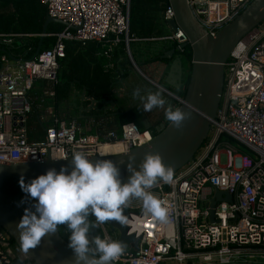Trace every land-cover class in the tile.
<instances>
[{
	"label": "built area",
	"instance_id": "obj_1",
	"mask_svg": "<svg viewBox=\"0 0 264 264\" xmlns=\"http://www.w3.org/2000/svg\"><path fill=\"white\" fill-rule=\"evenodd\" d=\"M252 0H187L197 21L214 34L235 18ZM46 16L66 23L49 33L51 47L31 59L14 61L0 55V163L16 164L70 158L80 152L89 157L126 153L148 144L157 135L153 127L140 129L134 122L119 131L91 133L75 118L59 117L44 99L31 96L36 81H56L67 42L85 44L110 39L124 43L129 56L130 0H40ZM173 17L166 6L162 20ZM165 40L178 46L187 42L178 28ZM10 45L9 35H0ZM53 92H44L52 95ZM175 108L180 103L176 101ZM41 125V137L29 139V119ZM31 120V119H30ZM102 121V120H101ZM90 121L95 125L102 122ZM246 147L244 152L222 136ZM194 157L173 174V182L158 181L149 191L168 208L167 226L147 215L142 202L130 198L124 206L126 235L137 247L125 248L114 264H208L259 262L264 259V20L244 35L223 64V89L211 128ZM214 189L225 190L232 201L212 207ZM94 220V217H92ZM99 236L118 240L119 229L109 221L95 228ZM264 263V262H261ZM0 264H33L0 227Z\"/></svg>",
	"mask_w": 264,
	"mask_h": 264
},
{
	"label": "water",
	"instance_id": "obj_2",
	"mask_svg": "<svg viewBox=\"0 0 264 264\" xmlns=\"http://www.w3.org/2000/svg\"><path fill=\"white\" fill-rule=\"evenodd\" d=\"M166 6H171L173 17L166 22L169 33L177 32L178 28L186 35L187 42L171 47L168 51L156 55L159 64L163 65L162 77L158 82L144 75L131 58L130 61L139 77L160 90L162 98L168 101L173 98L180 103L179 108L189 113L180 127L170 122H161L154 126L157 133L148 144L133 147L126 153L106 156H91L90 160L110 159L120 169L121 182H126L130 173L124 165L131 156L133 167H138L146 153H157L162 163L170 166L173 173L187 164L205 142L211 128L212 120L216 117L220 95L223 89V64L227 60L236 43L264 20V0H252L235 18L210 34L194 17L187 0H166ZM49 23L62 26L67 24L56 18L46 16L40 39L35 47V54L40 51L42 38L47 36ZM1 43V40H0ZM186 46L191 48L190 79L184 96L176 93L183 85L184 73L188 70V63L179 53ZM14 60V59H13ZM166 60V61H164ZM148 122L143 128H150ZM70 158L52 159L48 157L41 162H27L16 164L0 163V227L9 235L14 244L28 255L33 264H72V252L67 247L68 238L63 237L57 227L54 233L42 237L40 244L25 251L19 239L16 228L24 208H31L34 198L22 192L19 181L21 177L27 183L31 179L46 172L49 168L59 171L60 167L69 169ZM123 161V163H121ZM232 201V195L225 190L214 189L210 203L209 220H214L212 207L218 201ZM123 215L126 212L123 211ZM109 223L119 229L118 241L123 242L125 248L137 247L133 235H126L127 228L115 220ZM114 264V263H113ZM208 264H264L261 262H230Z\"/></svg>",
	"mask_w": 264,
	"mask_h": 264
},
{
	"label": "clouds",
	"instance_id": "obj_3",
	"mask_svg": "<svg viewBox=\"0 0 264 264\" xmlns=\"http://www.w3.org/2000/svg\"><path fill=\"white\" fill-rule=\"evenodd\" d=\"M132 96L140 99L144 111L165 105L160 90L142 95L137 88ZM188 115L180 108H165V118L175 127H180ZM70 165V169L62 165L59 171L49 168L27 183L21 177L22 192L29 199L34 198L16 225L25 251L37 247L42 237L64 225L70 233L67 247L72 252V264H113L123 254L125 245L92 235V231L109 220L126 225L127 217L122 213L130 198L139 199L144 212L160 224H169L168 208L149 191L158 181L173 182V169L162 163L159 154L146 153L138 167H133L130 156L124 165L130 175L123 183L120 169L110 159L93 161L76 152Z\"/></svg>",
	"mask_w": 264,
	"mask_h": 264
},
{
	"label": "trees",
	"instance_id": "obj_4",
	"mask_svg": "<svg viewBox=\"0 0 264 264\" xmlns=\"http://www.w3.org/2000/svg\"><path fill=\"white\" fill-rule=\"evenodd\" d=\"M166 7V0H130V11H129V39H147L160 36L163 32L161 23L162 13ZM46 19V7L40 2V0H0V35H9L12 39L10 45H4L0 43V55L5 54L9 58L17 61L19 59L27 60L31 59L35 55V47L40 39L42 32L43 23ZM163 26V27H162ZM63 29L62 25L57 23H49L47 26L46 33H56ZM114 38L113 36H110ZM54 38L51 36H44L42 38V44L40 51L52 46ZM133 40L129 41L131 48ZM121 44L124 43V38H119ZM88 43V42H87ZM86 44V43H85ZM85 44H81L77 41H70L65 46V58L67 60V71L58 75V80L47 81L39 80L33 85L31 96L35 99V103H40L41 99H44L51 103L55 110L65 104L68 101L70 94L71 81L77 78V74L73 75L72 66L78 67L81 59L77 57V53H80L81 49L85 47ZM173 46L176 43L173 42ZM75 54L74 63L71 64L72 54ZM188 63V70L184 73V80L182 87L176 91L178 95L184 96L186 87L190 79V59H191V48L186 46L183 50L178 51ZM133 61L136 62L134 54L132 53ZM155 59L152 57L146 62H152ZM61 62V64H62ZM82 62L85 63L84 58ZM137 64V63H136ZM77 69V68H76ZM84 72H86L84 70ZM90 90V95L94 99H105L110 94L109 85L106 82H99L96 84V77L93 78V82L81 81ZM52 91L53 94L50 96L44 95V92ZM38 114V110L29 119V126L32 127V131L29 132V139H37L41 137V125L39 123L32 124L33 119ZM95 122L101 121L102 123L96 126V129L92 133H104L109 130L119 131L122 124L126 122H134L140 129H143V122L134 110H123L104 113L103 115L96 116L93 119ZM169 121L166 120V124ZM222 139H228L232 143H235L232 138L222 136ZM207 141V139L205 140ZM241 150L249 153L250 151L240 146ZM92 220V217L89 218ZM60 234L67 238L66 232H68L66 226H58ZM92 235H99L96 229H93ZM13 242V240L11 239ZM14 243V242H13Z\"/></svg>",
	"mask_w": 264,
	"mask_h": 264
},
{
	"label": "crops",
	"instance_id": "obj_5",
	"mask_svg": "<svg viewBox=\"0 0 264 264\" xmlns=\"http://www.w3.org/2000/svg\"><path fill=\"white\" fill-rule=\"evenodd\" d=\"M161 24L164 25L163 23ZM167 33L169 32L164 25L160 36L147 39L135 38L132 41L131 48L128 44L131 58L133 53L136 60L134 62L137 63L138 68L146 77L157 82L164 76L162 75L163 65L159 64L156 55H160L173 47V41L162 38ZM76 53L81 62L79 68L72 66V73L73 75L77 74L78 79L71 81L68 101L65 104H61L58 110H55L54 107L53 109L61 118L77 119L85 131L92 133L96 129L95 124L90 123L96 116L123 110L136 111L143 124L148 122L154 128L159 123L166 122L165 108H175L177 106L175 100L169 99L165 101L163 107H154L151 111L143 110L142 102L138 97H133L132 92L139 88L141 94L144 95L157 89L139 77L127 55L125 43L113 42L110 39L102 42L90 41L85 44L80 53ZM75 56L73 53L71 57L72 65ZM152 57L155 59L154 61L146 62ZM83 58L85 63L82 62ZM61 62L58 71L59 76L62 71L66 72L68 70L67 60H64L62 64ZM94 77L98 81L96 84L99 82L108 83L110 89L108 98L94 99L89 94L90 90L81 82H93Z\"/></svg>",
	"mask_w": 264,
	"mask_h": 264
},
{
	"label": "rangeland",
	"instance_id": "obj_6",
	"mask_svg": "<svg viewBox=\"0 0 264 264\" xmlns=\"http://www.w3.org/2000/svg\"><path fill=\"white\" fill-rule=\"evenodd\" d=\"M177 93V92H176ZM170 100H175V99H173V98H169ZM176 101V100H175ZM68 106V105H67ZM67 110V109H66ZM67 115V114H66ZM235 145H238V146H241V145H239L238 143H236L235 142ZM259 262H264V259H262V260H260Z\"/></svg>",
	"mask_w": 264,
	"mask_h": 264
},
{
	"label": "flooded vegetation",
	"instance_id": "obj_7",
	"mask_svg": "<svg viewBox=\"0 0 264 264\" xmlns=\"http://www.w3.org/2000/svg\"><path fill=\"white\" fill-rule=\"evenodd\" d=\"M66 234H67V238H68V237H69V235H70L69 231H68V232H66Z\"/></svg>",
	"mask_w": 264,
	"mask_h": 264
}]
</instances>
